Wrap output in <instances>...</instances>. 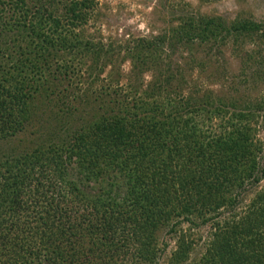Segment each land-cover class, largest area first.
<instances>
[{"label":"trees","instance_id":"16d2710c","mask_svg":"<svg viewBox=\"0 0 264 264\" xmlns=\"http://www.w3.org/2000/svg\"><path fill=\"white\" fill-rule=\"evenodd\" d=\"M90 4L0 0V13H14L26 31L16 37L26 51L0 48V141L24 130L34 99L70 75L68 61L84 69L108 55L78 32ZM5 26L0 14V33ZM259 32L263 25L251 21L188 17L168 34L137 39L127 53L139 68L164 47L213 46ZM174 79L169 73L164 89L160 81L129 98L107 87L90 103L100 114L46 145L0 154V264H157L163 229L177 236L166 264H264V187L239 207L260 181L256 110L170 91ZM69 103L68 115L77 111ZM196 220L211 232L192 260L193 235L181 226Z\"/></svg>","mask_w":264,"mask_h":264},{"label":"rangeland","instance_id":"374dc122","mask_svg":"<svg viewBox=\"0 0 264 264\" xmlns=\"http://www.w3.org/2000/svg\"><path fill=\"white\" fill-rule=\"evenodd\" d=\"M29 4L30 12L34 14L35 6L31 1ZM90 6L89 19L78 32L89 42L101 43L108 55L102 57L95 67V62L89 59L84 63V69L78 68L76 59L68 61L70 75L34 99L28 125L14 138L0 141V154L33 149L42 143L46 145L52 135L56 140L61 133H57L59 130H64L62 133L65 134L78 127L79 121L100 114L101 110L92 109L90 103L107 87L118 86L116 88L128 98L135 92L141 96L143 92L157 90L160 81L164 89V78L170 73L175 76L168 85L170 91L178 87L186 95L192 93L201 100L206 98L227 108L236 104L240 109L250 107L256 110V140L262 147L259 155L260 181L247 187L239 204L242 208L255 190L264 187V32L254 34L252 38L234 42L226 40L213 46L194 42L168 53L163 45L164 53H156L139 68L127 50L137 39H153L168 34L188 17H218L226 22L251 21L262 24L264 29V0H91ZM55 8L61 13L60 7ZM0 14L6 23L4 32L0 33V48L9 51L11 47L16 53L18 50L26 51L21 37L16 39L26 34L22 22L14 24L16 15L6 10ZM16 47L23 49L17 50ZM31 48L28 47L27 52ZM88 66L91 69L85 72ZM54 75L49 78L55 80ZM69 101L77 106V111L68 115ZM84 106H88L85 111ZM88 187L89 191L96 192L99 184L94 182ZM181 227L193 235L191 259H197L205 249L211 228L198 220L191 225L184 223ZM157 240L162 249L157 264H166L175 249L177 236L163 229L158 232Z\"/></svg>","mask_w":264,"mask_h":264}]
</instances>
